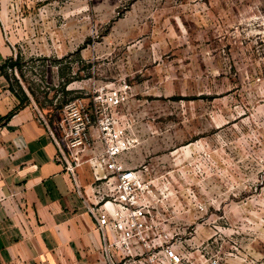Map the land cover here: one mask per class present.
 <instances>
[{
	"label": "rangeland",
	"instance_id": "1",
	"mask_svg": "<svg viewBox=\"0 0 264 264\" xmlns=\"http://www.w3.org/2000/svg\"><path fill=\"white\" fill-rule=\"evenodd\" d=\"M14 91L58 129L120 89L153 227L199 264H264V0H2ZM14 62H16L14 64ZM92 115V114H91Z\"/></svg>",
	"mask_w": 264,
	"mask_h": 264
},
{
	"label": "crops",
	"instance_id": "2",
	"mask_svg": "<svg viewBox=\"0 0 264 264\" xmlns=\"http://www.w3.org/2000/svg\"><path fill=\"white\" fill-rule=\"evenodd\" d=\"M3 26L0 12V264H109L77 188L90 191L91 168L66 169L38 111L2 73L14 54Z\"/></svg>",
	"mask_w": 264,
	"mask_h": 264
},
{
	"label": "built area",
	"instance_id": "3",
	"mask_svg": "<svg viewBox=\"0 0 264 264\" xmlns=\"http://www.w3.org/2000/svg\"><path fill=\"white\" fill-rule=\"evenodd\" d=\"M125 99L120 89L99 91L92 113L72 101L63 108L59 130L35 108L66 169L75 176L79 165L87 163L91 168L90 191L79 182L77 188L103 235L109 264H199L196 253L170 243L166 233L153 227L147 169L129 166L122 159L137 144L134 132L121 122ZM204 264L221 263L210 258Z\"/></svg>",
	"mask_w": 264,
	"mask_h": 264
},
{
	"label": "trees",
	"instance_id": "4",
	"mask_svg": "<svg viewBox=\"0 0 264 264\" xmlns=\"http://www.w3.org/2000/svg\"><path fill=\"white\" fill-rule=\"evenodd\" d=\"M16 62H14V64H15Z\"/></svg>",
	"mask_w": 264,
	"mask_h": 264
}]
</instances>
